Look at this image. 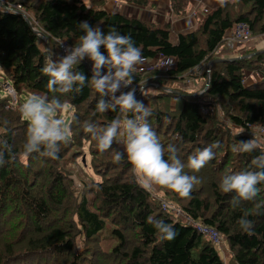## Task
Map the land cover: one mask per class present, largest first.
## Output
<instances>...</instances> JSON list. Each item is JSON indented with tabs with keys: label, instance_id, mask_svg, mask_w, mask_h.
<instances>
[{
	"label": "trees",
	"instance_id": "16d2710c",
	"mask_svg": "<svg viewBox=\"0 0 264 264\" xmlns=\"http://www.w3.org/2000/svg\"><path fill=\"white\" fill-rule=\"evenodd\" d=\"M113 1L153 8L150 0ZM104 6L0 0V87L16 99L0 96V264H264V143L249 135L264 126V51L246 48L207 69L235 25L248 38L264 36V0L225 2L182 33ZM169 10L183 18L188 2L169 0ZM89 46L131 93L148 83L157 91L121 108L106 102ZM129 57L172 64L138 73L122 62ZM247 72L258 79L243 83ZM30 100L64 109L66 126L33 128L23 118ZM209 107L221 117L201 113ZM78 160L84 179L75 185L65 162ZM137 164L174 201L170 211L139 182ZM194 224L224 240L226 258ZM106 225L116 239L108 251L99 246Z\"/></svg>",
	"mask_w": 264,
	"mask_h": 264
},
{
	"label": "built area",
	"instance_id": "2783aa9c",
	"mask_svg": "<svg viewBox=\"0 0 264 264\" xmlns=\"http://www.w3.org/2000/svg\"><path fill=\"white\" fill-rule=\"evenodd\" d=\"M189 3L193 4V2L191 1H189ZM18 9L19 7L16 6L15 10ZM104 9L108 11L106 9V6H104ZM189 14L193 16V12H190ZM132 16L134 17L135 14H132ZM190 30L191 29H188L185 32H188ZM248 35L249 32L245 25H235L233 28L227 30L224 34L223 50L226 52H232L237 45H239L244 39L248 38ZM60 48L62 53L68 52L65 47L60 46ZM85 55L89 61L88 68L96 79L99 91L106 102L114 104L121 108L131 99L137 101L138 99L142 98V96L138 93H131L130 90H132V84L127 81L122 75H120L119 73H111L106 68L94 46H89L87 51L85 52ZM156 59L159 60L154 63ZM156 59L144 60L140 59L139 57H129L125 58L123 61H125V65L128 69L138 73H143V71L146 72L150 70H160L165 67L167 68L172 64V61L169 60H164L161 58ZM246 80L247 77L243 76L242 82L244 83ZM212 112H216L217 116L221 117V114L219 113L217 107H209L208 110L201 109L202 114ZM249 135L256 139H264V126H251ZM176 214L180 215L178 211H176ZM194 226L197 228L199 233L207 236L211 244H219L218 234L214 230L207 229L198 224H194Z\"/></svg>",
	"mask_w": 264,
	"mask_h": 264
},
{
	"label": "rangeland",
	"instance_id": "374dc122",
	"mask_svg": "<svg viewBox=\"0 0 264 264\" xmlns=\"http://www.w3.org/2000/svg\"><path fill=\"white\" fill-rule=\"evenodd\" d=\"M107 2H108V0H105V5ZM127 6H130V7H132V9H134V12H133V10H131V11L126 10L127 11L126 13H130L127 15L132 16V13L136 14L135 9H137V7L132 6V5H127ZM106 9L108 10V12L112 11L108 7ZM116 12H118V11H116ZM118 13H120V12H118ZM138 13H139V11H138ZM122 14H124V13H122ZM140 18L145 19L143 17H140ZM158 24H161V23H158ZM247 39H250V38H247ZM254 39L261 40V37L254 38ZM61 46L65 47L68 50V48L66 47V45L64 43H62ZM222 50H223V47L216 52L215 56H219L220 54H222ZM232 54L235 55L236 52H234V53L232 52ZM59 55L60 54L58 53V55L54 56V62L60 66L62 64V61H61V59H59ZM233 58H237V57H233ZM229 59H232V58H229ZM158 60L159 59H156V61H154V63H156ZM122 62L125 65V61H122ZM165 68H162L160 70L163 71ZM143 72H145V71H143ZM161 81L164 85L167 84V83H165V82H167L166 80H161ZM250 82L251 81L246 80L244 83L248 84ZM2 83H3V79H2V77H0V86L1 87H3ZM171 85L174 87H180V88L187 90V91H190V89H192V90L196 89V88H193L189 82H185L184 84H179V83L173 82ZM1 87H0V96H3L4 94L10 95L11 96V104H13L16 101V99H14L13 93H11V91L6 86L3 89H1ZM154 87H156V84H154V83L144 84L142 87H140L138 89V91L136 93L140 94L142 97H145V96L150 95L151 93H155V91H157V89ZM130 91L132 92V90H130ZM32 99L34 100L37 98L32 97ZM33 100L28 101L27 104H24V106H23V109H24L23 118L27 119L29 121L30 125L33 126V128L44 129L46 127H52L53 129H56L59 122L62 123L63 127L66 126L68 117H67V115H65L64 109L55 110L52 108L40 107L39 105L36 104V102H33ZM131 100H133V99H131ZM258 140H259V142L264 143L263 139H258ZM83 159H85V161ZM87 159H88V157L82 158L84 163L87 161ZM82 160H81V162H82ZM78 161H77V163H73V162H69V161L65 162L66 169L71 173V176H72V179H73V182L75 183V185L77 184V182L80 179H84L83 178V176H84L83 172L81 171L80 160H78ZM86 174H87V176L85 178H89L90 173L88 171H86ZM135 174H136L139 182H141L142 185L147 187V189L151 193V196L160 203L164 202L165 207L166 208L168 207V209L170 211V207H172V205L175 204L174 201L171 199L170 196L163 193L162 190H160V189L158 190L154 184H152L150 181L147 180L145 172L141 171L140 166L138 164L135 166ZM170 214H171V217L174 218V220H177V219L183 220L180 215H178L177 216L178 218H176L172 211ZM110 229H111V226L106 225L105 228L100 232L99 246L101 249L107 250V251L110 250L114 246V244H116V239L112 238V236L110 235ZM218 238H219V244L214 245V248L216 249V251L220 254V256L222 258H226L227 254H228V252L226 251V244H225L224 240L221 237H219V235H218ZM203 239L206 240V237L203 236Z\"/></svg>",
	"mask_w": 264,
	"mask_h": 264
},
{
	"label": "crops",
	"instance_id": "0c3cea01",
	"mask_svg": "<svg viewBox=\"0 0 264 264\" xmlns=\"http://www.w3.org/2000/svg\"><path fill=\"white\" fill-rule=\"evenodd\" d=\"M189 1L193 2V4H190ZM231 0H187L188 2V12L183 18L171 19V12L169 10V0H150L151 4L153 5L152 9H135L136 14L134 17H143L144 20L147 22H153V23H162L164 21L170 22L172 25V29L174 32L182 33L185 32L188 29H191L195 22L199 21L207 12H209L211 9L221 6L223 3L228 2ZM106 8L108 7L112 11H118L120 13L129 14L126 13V10H133L132 7L127 6L122 3H115L113 0H108L106 3ZM139 11V13H138ZM193 12V16H191L189 13ZM133 14V13H132ZM142 19V18H141ZM157 23V24H158ZM174 42V40H171ZM253 48L255 51L261 52L264 51V36L261 37V40L256 39H244L239 45H237L233 53L236 52L235 55L232 54V52H226L222 50V54L217 56V58L220 59H229L233 57H238L240 54L246 49V48ZM257 73L254 74V72H247V80L248 81H255L257 80ZM196 84L195 86H198Z\"/></svg>",
	"mask_w": 264,
	"mask_h": 264
},
{
	"label": "water",
	"instance_id": "95a60500",
	"mask_svg": "<svg viewBox=\"0 0 264 264\" xmlns=\"http://www.w3.org/2000/svg\"><path fill=\"white\" fill-rule=\"evenodd\" d=\"M23 19L28 23V20H27L26 17H23ZM45 43H46V41H45ZM46 53H47V55H48V50H47V48H46ZM75 56H76V53H75L74 51H71L70 56H69V61L66 63V66H65L64 70H65V69L67 68V66L70 64L71 59H72L73 57H75ZM235 59H238V57L235 58ZM225 60H226V59H225ZM225 60H221V59H220V60H214L213 62H210L209 64H207V69L210 68V66L212 65V63H214V62H221V61H225ZM231 60H233V59H227V61H231ZM205 85H207V81H206ZM202 92H203V91H202ZM202 92H200L199 94H201ZM199 94L194 95V96H198Z\"/></svg>",
	"mask_w": 264,
	"mask_h": 264
}]
</instances>
